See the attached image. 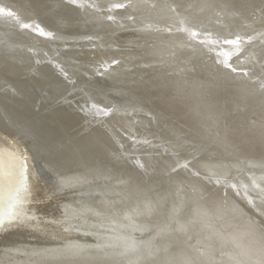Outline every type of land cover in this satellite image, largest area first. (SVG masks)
Instances as JSON below:
<instances>
[{"label":"bare ground","instance_id":"bare-ground-1","mask_svg":"<svg viewBox=\"0 0 264 264\" xmlns=\"http://www.w3.org/2000/svg\"><path fill=\"white\" fill-rule=\"evenodd\" d=\"M105 1L0 0V170L24 175L0 217L39 194L32 155L111 228L42 246L6 223L0 264H264V0ZM125 27L132 50L101 46ZM80 83L95 115L59 99Z\"/></svg>","mask_w":264,"mask_h":264},{"label":"rangeland","instance_id":"rangeland-1","mask_svg":"<svg viewBox=\"0 0 264 264\" xmlns=\"http://www.w3.org/2000/svg\"><path fill=\"white\" fill-rule=\"evenodd\" d=\"M112 1H115V0H107L104 2L103 5H109L111 4L110 2ZM120 8L121 7H118V9ZM101 10L106 11L107 9L103 7L101 8ZM137 16L138 17H135V19L140 20L139 19L140 16L139 15ZM136 29H137L136 27L134 28L125 27L123 29H120L111 40H106L105 42H102L101 46H103V48L105 49H108L109 43H111L112 45H114L113 49L117 51L123 52V51L132 50L133 44L130 43L129 45V42L127 41L131 40L134 37L133 35ZM3 45H4V41L0 40V47H2ZM252 51H253V47H250L249 49L245 51L247 52L245 53V55L249 56L250 54H252ZM217 53L219 54L221 52L217 51ZM209 54H213V52L207 53L205 56H208ZM186 63L188 64L187 61ZM93 83L94 85L92 86H95L96 88L99 87L98 83L95 82V80ZM92 86L91 87L86 86L85 84H82V83L76 84L73 86V88H70V91H66L64 95H61L59 99L62 103L67 105L68 109L76 110L74 112L76 113V116L78 117L88 116V115L91 116L93 114L95 115V112H97V109L94 108L95 106L94 95L95 93H97V91ZM120 110H123V109L119 107H115V111L113 112L119 113ZM1 144L12 146V147L15 146V144H13V141L9 140L4 135L0 136V145ZM29 154L31 155V152ZM30 157H31L30 164L32 166L38 167V170L42 169V170H39L42 172V178H41L42 182L40 183V186L37 192L39 194H36L35 198H27L26 200L19 199V201L17 202L18 204L16 203L15 205L17 206V208L15 207L16 208L15 216L17 214V216H20V217L18 218L17 216L15 217L13 215L15 219L11 223L7 221L8 220L11 221L12 217L11 219H6L5 221H3V218H4L3 216L0 217V222L3 221V223L0 224V229H4L6 226L5 225L6 223H8L7 229L12 228L13 226H15V224L19 223V226L21 229H17L16 231L18 233L20 232L24 236L23 237L20 234V237L21 238L23 237L26 240V242L29 244H40L42 246L58 243L59 241H63L67 239L71 234H76V233H82V235L88 241L93 242V243H96L102 240L104 238L103 236L104 231L106 232V230L111 229V228H109V225L103 222L101 219L92 216L86 206V205H89L93 201L94 196H92V194L96 191L93 190L90 193L85 192V193L76 194L77 192H68V193L62 194L57 187L56 178L49 171L44 170L42 166L40 167L39 162L35 157H33L32 155ZM13 163H14L13 165L10 163L11 165L8 170L7 169L0 170V173L4 171L3 174L1 173L3 177H0V188H4L8 190V192L10 193L13 191L14 186L18 184V182L24 177V175L19 171L20 169H22V165L16 164V161H14ZM81 191L84 192V190H81ZM182 192H184L185 194H188L187 191H184V189H182ZM15 199L16 198H11L10 201L1 200L0 210L3 206H8L11 202V205L7 209L8 210L7 214H8L9 211L11 210L12 205H14ZM24 202L27 206L24 204ZM22 203L24 206L22 205ZM19 207L21 210L19 209ZM17 212H19V215ZM181 216L182 215L180 214L176 217L180 218ZM92 219H95V222ZM91 222L92 223L94 222V223L92 224ZM25 225L27 227H25ZM29 227H32V228L29 229ZM98 227L99 229L103 228L104 231L101 232L99 229H96ZM225 230H228V229L226 228ZM21 231L22 232L24 231V232L22 233ZM25 233L27 234L24 235ZM141 237L143 238L144 236H141ZM141 237H136L134 241L136 239L139 240Z\"/></svg>","mask_w":264,"mask_h":264}]
</instances>
